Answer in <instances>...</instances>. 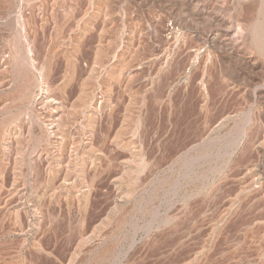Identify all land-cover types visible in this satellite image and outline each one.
<instances>
[{"label":"rangeland","instance_id":"1","mask_svg":"<svg viewBox=\"0 0 264 264\" xmlns=\"http://www.w3.org/2000/svg\"><path fill=\"white\" fill-rule=\"evenodd\" d=\"M187 1L7 0L5 6L0 0V59L31 45L29 31V45L18 34L20 16L28 17L36 31L29 47L34 68L44 66L49 55L51 85L73 87L67 109L84 105V112L76 109L67 122L71 133L58 166L54 140L43 144L38 139L35 119L25 116L29 106L8 95L10 67L3 73L8 80L0 85V133L10 130V138L5 155L0 152V264L11 262L18 248H32L42 234L47 236L46 247L55 244L67 255L77 247L76 231L84 217L88 249L107 242L116 253L138 240L134 257L127 258L130 262H188L197 254V264H264V69H253L255 63L264 66V48L257 52L255 48L257 36L264 33V0ZM94 24L104 27L102 43L110 55L96 66L101 70L92 73L90 50L85 57L88 72L71 75L76 48L95 45L94 31L89 30ZM213 28L220 30L219 38L206 44L204 33ZM166 55L172 57L171 64L159 72ZM118 62L131 77L123 74L107 84L109 65ZM79 75L85 78L83 84ZM105 89L110 90L109 97ZM54 95L59 99L56 91ZM99 102L112 111L104 108L95 127L94 149L87 151L84 128ZM243 129L247 133L241 138ZM40 150L43 155L38 158ZM141 155L148 161L144 173L137 166ZM90 158L98 165V181L92 184L85 212L78 164L85 165L84 178L89 180ZM210 185L213 189L207 192ZM64 187L77 195L69 201L61 198ZM166 216L179 219L163 228L160 222ZM114 252L108 263L115 260Z\"/></svg>","mask_w":264,"mask_h":264},{"label":"bare ground","instance_id":"2","mask_svg":"<svg viewBox=\"0 0 264 264\" xmlns=\"http://www.w3.org/2000/svg\"><path fill=\"white\" fill-rule=\"evenodd\" d=\"M190 1V0H188ZM187 1V3H188ZM228 1V0H227ZM100 2V1H99ZM183 2V1H182ZM195 4L196 1H193ZM199 2V1H197ZM216 2V1H215ZM1 3V2H0ZM6 3L7 0H2V5L5 4L6 6ZM94 3V2H93ZM191 2H189L190 4ZM218 3V1H217ZM99 4V3H98ZM216 4V3H215ZM231 4V3H230ZM96 6V5H95ZM106 6V5H105ZM214 6V4H213ZM1 7V6H0ZM262 7V6H261ZM73 8V7H72ZM208 8V7H207ZM218 8V7H217ZM209 9V8H208ZM220 9V8H219ZM72 10V9H71ZM97 10H100L99 6L96 8L95 11ZM222 10V9H221ZM4 11V10H2ZM65 11V10H64ZM68 11V10H67ZM218 11V10H217ZM66 12V11H65ZM263 12V11H262ZM99 13V12H97ZM223 13V12H222ZM68 14V13H67ZM100 14V13H99ZM94 15V14H93ZM92 15V16H93ZM98 15V14H97ZM209 15V14H208ZM263 15V13H262ZM63 16V15H62ZM68 16V15H67ZM66 16V17H67ZM70 16V15H69ZM95 16V15H94ZM25 17V16H24ZM23 17V15L20 16V22L18 20V26H19V29H20V32L18 33L19 36L21 37L23 43L24 42H27L28 43V33L30 32V34L33 36V39L31 41H29L31 43V45L33 46L32 43H34L35 41V34H36V31H34L35 29L33 28V26L31 25V22H30V19H25ZM264 17V16H263ZM93 18V17H92ZM96 18V17H95ZM250 18V17H249ZM212 19V18H210ZM177 20V19H176ZM181 20V19H179ZM215 20V19H214ZM67 21V20H66ZM174 21V20H173ZM203 21V20H202ZM252 21V20H251ZM94 22V21H93ZM215 22V21H214ZM90 23V21L88 22ZM175 23V22H174ZM178 24L177 22L174 24L176 25ZM86 25V24H85ZM173 25V24H172ZM180 25V24H179ZM65 26V25H64ZM186 26V25H185ZM250 26V25H249ZM225 27V26H224ZM260 27V26H259ZM262 27V25H261ZM175 28V27H174ZM246 28V27H245ZM256 28V27H255ZM88 29V27H84V30ZM140 29V28H139ZM230 29V28H229ZM257 29V28H256ZM263 31H264V25L262 27ZM89 30L94 31V35L96 37L97 40H95L96 42H93L95 43V45L93 44V46L89 47L88 44L87 46L84 45H79V47L81 46V48H76L74 50H76V56L75 59L72 60V64H71V67L72 68V74H74V72H79L80 74H83L84 72L86 73V71L88 72V68L90 67H87V62L85 61V57H87L89 51L91 50V52L93 53V65H95V67L93 65H91L90 67V72H92L93 70H95L97 68L100 69V66L99 64L102 62L104 56H107L109 54L108 50L109 49L108 47H105V45L102 43L104 42L103 40H105V29L103 26L101 27H97V25H93L92 27L89 28ZM184 30V29H183ZM239 30V29H238ZM252 30V29H251ZM29 31V32H28ZM81 31V30H80ZM172 32H170L171 34H175L176 32L173 31V29L171 30ZM198 34V31L197 30H193V33ZM247 31V30H246ZM115 32V31H114ZM113 32V33H114ZM220 32V30L218 28H213L211 30H209L207 33H204V38L203 40H205L206 44H210L212 42L213 44V40L214 42L216 43V39H218L219 37H217V35H219L218 33ZM84 33V32H83ZM83 33L81 32L80 36L78 37L79 41L82 42V36H83ZM86 33V32H85ZM182 33V32H181ZM184 33V32H183ZM194 33V34H195ZM259 33V32H258ZM93 34V32H92ZM190 34V33H189ZM221 34V33H220ZM223 34V33H222ZM30 35V36H31ZM115 35V34H114ZM230 35V34H229ZM257 36V35H256ZM199 37V36H198ZM201 37V36H200ZM225 37V36H224ZM234 37V36H233ZM257 37L258 40L256 43V52H257V48L258 50H263L264 48V33H260V35H258ZM32 38V37H31ZM110 38V37H109ZM184 38V37H183ZM253 38V37H252ZM257 39V38H256ZM255 40V38H254ZM89 41V40H88ZM108 42H111V41H108ZM256 40L253 41V44H255ZM28 43V45L30 44ZM38 43V42H37ZM115 43V42H114ZM211 44V45H212ZM252 44V46H253ZM31 45L29 46H26L24 48H22L21 50H17L16 52L12 53V56H8L7 60L6 58L2 57L0 59V74H3L4 72L6 73L7 69H11V75H12V78H10L12 81L10 82L12 84V87L10 89V91H8V95L13 99V100H16L18 102H20L21 104L20 105H28L29 106V109H28V112L26 113L27 117H30L31 120H33V118L35 119V122L37 123V133H38V139L44 143H46L47 141H49L51 138L54 140V142L51 141V144L52 146L55 145L56 149H57V156L55 157V162L57 163V165L59 166V156L62 155V150L63 148L66 147V140L68 137H70V127L68 128V120L70 121V119H72V117L74 116L75 112H76V109H78L77 111H80L82 112L83 108H84V105L83 104H79L78 107H74L73 104L70 105V107L67 109V106L68 105L67 101H68V96H71L73 94V87L72 86H68V84H64V83H61V84H56V85H51V81L49 80L50 79V75H51V67H50V63H51V60L49 57V55H46V57L44 58V62L46 61V63H44V66L42 67H39V68H34L36 65H35V62H33V57L31 59V53L32 50L31 48H29ZM77 45V44H76ZM91 45V44H90ZM85 46V47H84ZM108 46V45H107ZM110 46V45H109ZM113 46V45H112ZM28 47V48H27ZM208 47V46H207ZM254 47V46H253ZM34 49V47H33ZM248 50V49H247ZM36 51V49H35ZM252 51V50H251ZM75 52V51H74ZM73 52V53H74ZM108 53V54H107ZM107 54V55H106ZM35 55V54H34ZM110 55V54H109ZM108 55V56H109ZM51 56V55H50ZM113 57V56H112ZM35 58V57H34ZM37 58V57H36ZM72 58V57H71ZM89 58V57H88ZM107 58V57H106ZM105 58V59H106ZM152 59V58H151ZM50 60V61H49ZM80 60H83L85 61L83 63V65L81 66L79 63ZM120 61V60H119ZM151 61V60H150ZM171 61H172V57H169L168 55H166L165 57H163L162 59V63L159 67V72H163L169 67V65L171 64ZM260 62V61H258ZM153 63V62H152ZM9 64V66H8ZM119 64V62H118ZM117 63H112L111 65H109V70L111 73V78H109L110 80H108V83L111 81H114V80H117L119 79L123 74L127 75L128 79H130V72L131 71H128L126 70V68L124 67V65L122 66L121 64L118 65ZM125 64V63H124ZM253 64V63H252ZM263 64V63H262ZM258 63V64H253V69L255 71H261L264 69V66ZM100 66V67H96V66ZM105 65V64H103ZM194 65V64H193ZM193 65H190L193 66ZM44 67V68H43ZM94 67V69H93ZM189 67V66H188ZM35 69H40V70H35ZM53 69V68H52ZM101 70V69H100ZM9 71V70H8ZM96 71V70H95ZM157 71V73H158ZM93 73V72H92ZM186 73V72H184ZM7 74V73H6ZM6 74L0 76V85L4 82V80H8V77H6ZM159 74V73H158ZM157 74V75H158ZM9 75V74H8ZM70 75V77L68 78H71L72 76ZM204 75V74H203ZM77 76V75H76ZM80 76V77H79ZM78 77L82 79L81 75H79ZM109 77V75H107ZM85 79V78H84ZM84 79H82L81 83L83 84V81ZM107 79V78H106ZM154 80V79H153ZM53 81V80H52ZM120 81V80H119ZM183 81V80H182ZM70 82V81H69ZM110 82V83H111ZM88 83V82H87ZM106 83V82H105ZM10 84V85H11ZM200 84V83H199ZM74 85V84H73ZM86 85V84H85ZM112 87V86H111ZM205 88V87H204ZM106 90V95L107 97H109L110 95V90L109 89H105ZM205 90V89H204ZM55 91L57 92V95L59 94V99H56L54 93ZM84 91V89H83ZM202 91V90H201ZM1 93V92H0ZM203 93H206V92H203ZM7 94H5L6 96ZM8 95H7V98H8ZM161 95V94H160ZM202 97H204L205 95H201ZM9 97V98H10ZM95 96H93V99L95 100L94 98ZM104 97V96H103ZM106 98V97H105ZM206 99V97H204ZM109 99V98H108ZM207 100V99H206ZM93 101V100H92ZM158 101V100H157ZM161 102V101H159ZM73 103V102H72ZM78 103V102H76ZM205 103V102H203ZM207 104V103H206ZM205 104V105H206ZM78 105V104H77ZM203 105V104H202ZM204 105V106H205ZM95 107V106H94ZM107 107H110L106 104H103V103H100L97 104V106L93 109V116L89 119L87 123V127L84 128L86 129V133H87V136H86V142L84 144V146L88 147L86 150L88 151V149H94V145H93V142H94V136H95V127L96 125L99 124V120L102 116V113L104 112V108H107ZM165 108V107H164ZM110 111H112V107L109 108ZM91 111V110H90ZM258 111V110H257ZM84 112V110H83ZM188 112V111H187ZM20 113H23V111H21ZM202 113V112H201ZM19 115V114H17ZM92 115V114H91ZM111 116V115H110ZM20 117V116H19ZM146 117V115H145ZM149 117V116H148ZM139 118V117H138ZM26 119V118H25ZM163 119V118H162ZM30 120V121H31ZM145 120V119H144ZM250 120V119H249ZM141 121V120H140ZM164 121V120H162ZM6 124V123H5ZM31 124V123H30ZM111 124V123H110ZM138 125V124H137ZM32 126V125H31ZM70 126V125H69ZM144 126V125H143ZM30 127V126H29ZM162 127V126H161ZM2 128V126H1ZM16 128V127H15ZM34 128V127H33ZM137 128V127H136ZM135 128V129H136ZM30 129L29 128V132H30ZM107 129V128H106ZM6 130V129H5ZM36 130V129H35ZM247 129H243L242 130V135H241V138L247 133L246 131ZM12 131V130H11ZM162 131V130H161ZM246 131V132H245ZM10 130L7 132V131H3L0 133V152H6V148H7V144H8V139L10 138ZM137 132V131H136ZM15 133V132H14ZM145 133V132H144ZM164 133V132H163ZM101 135V134H99ZM16 136V135H15ZM85 136V135H84ZM144 136V135H143ZM103 137V136H102ZM85 138V137H83ZM37 139V138H36ZM72 139V138H71ZM157 139V138H156ZM38 140V141H39ZM103 141L104 140V137L102 138ZM102 141V142H103ZM240 142V140H238ZM101 142V141H100ZM155 142V141H154ZM238 142V143H239ZM244 142V141H243ZM246 142V141H245ZM16 143V142H15ZM55 143V144H54ZM104 143V142H103ZM42 144V143H40ZM81 144V143H80ZM77 145V144H76ZM79 145V144H78ZM77 145V146H78ZM102 145V144H101ZM139 145V144H138ZM160 145V144H159ZM163 145V144H162ZM165 145V144H164ZM239 145V144H237ZM47 146V145H46ZM65 146V147H64ZM74 146V145H73ZM167 146V144H166ZM10 147V146H8ZM69 147V146H68ZM121 147V146H119ZM45 148V147H44ZM43 148V150H44ZM53 148V147H52ZM70 148V147H69ZM77 148V147H76ZM151 148V147H150ZM162 148V146H161ZM164 148V146H163ZM127 149V148H126ZM42 150V151H43ZM54 150V149H53ZM52 150V151H53ZM165 150V149H164ZM202 150V149H201ZM34 151V150H33ZM37 151V149H36ZM41 150L39 152H36L37 154V157L38 158H41L43 155V152ZM47 151V150H46ZM51 151V153H52ZM65 151V150H64ZM94 151V150H93ZM8 152H9V149H8ZM32 152V151H31ZM48 152V151H47ZM97 152H100L99 150H97ZM3 153V154H4ZM46 154V153H45ZM44 154V155H45ZM55 154V153H54ZM231 154V153H230ZM5 155V154H4ZM31 155H34V154H31ZM47 155V154H46ZM94 155V154H93ZM98 155V154H97ZM139 155V154H138ZM8 156V155H7ZM35 156V155H34ZM33 156V157H34ZM24 157V156H23ZM161 157V156H160ZM9 158V157H8ZM36 158V157H35ZM61 158V157H60ZM195 158V157H194ZM201 158V157H200ZM230 158V157H229ZM43 159V158H42ZM49 159V158H48ZM93 159V158H92ZM97 159V158H96ZM91 160V158H90ZM4 161V160H3ZM2 161V162H3ZM228 161V160H227ZM79 162V161H78ZM84 162V161H83ZM138 167L140 169L139 172L141 173H144V171L147 169V164L145 160V157L144 156H139L138 158ZM226 162V161H225ZM40 164V163H39ZM67 164V163H66ZM91 164L90 167L88 168V171H92V173L90 175H92L90 177L89 180H87L86 178V175L87 173L85 172L86 168H84L85 165H83V163L81 162V164H78L79 167H78V171H79V174H78V177H80V181H81V188H82V194H79L81 197H83V199L85 200L83 203H84V211L86 212L87 209H88V198H89V192H91L90 190L92 189V187H94L92 184L97 180V175H96V167L98 166L96 161L95 160H91ZM150 164V163H149ZM75 165V164H74ZM65 166V165H64ZM67 166V165H66ZM65 166V167H66ZM76 166V165H75ZM5 167V166H4ZM71 167V166H70ZM37 169V167H35ZM35 168L33 170H35ZM68 168V167H67ZM31 169V168H30ZM70 169V168H69ZM99 169V168H98ZM112 169V168H111ZM149 169V168H148ZM147 169V170H148ZM200 169V168H199ZM213 169V168H212ZM33 170H31L33 172ZM57 170L58 172V169H55ZM75 171V170H74ZM134 171V170H133ZM217 171V169H216ZM31 172V173H32ZM77 172V171H76ZM37 173V172H35ZM86 175H85V174ZM106 173V172H105ZM137 173V171H136ZM211 174V173H210ZM48 175V174H47ZM85 175V176H84ZM31 176V174L29 175ZM52 176V179H55L53 177V175L51 174ZM57 176V175H56ZM119 176V175H118ZM202 176V175H201ZM34 177V175L32 176ZM64 177V176H63ZM131 177V176H130ZM200 178V177H199ZM35 179V178H33ZM37 179V178H36ZM149 179V178H148ZM48 180V179H47ZM62 180V179H61ZM67 180V178H64L62 181L65 182ZM87 180V181H86ZM89 181V182H88ZM98 181V180H97ZM44 182V181H43ZM51 182V181H50ZM61 182V181H60ZM88 182V183H87ZM146 182V181H145ZM149 182V181H148ZM37 183V181H36ZM139 183V182H137ZM31 184V183H30ZM54 185V184H53ZM1 186V184H0ZM6 186V185H5ZM41 186V185H40ZM218 186V185H217ZM44 187V186H43ZM55 187V186H54ZM137 187V186H136ZM143 187V186H142ZM214 187V186H213ZM45 188V187H44ZM212 186L210 185L208 188H207V192H210ZM7 189V188H6ZM9 189V188H8ZM39 189V188H38ZM51 189H52V186H51ZM55 189V188H54ZM58 189V188H57ZM66 189V190H65ZM68 188H65L63 190H61V194H58V196H63V198L67 201L69 199V197L73 196L75 194L76 191H74V193L72 194V192H70L69 190H67ZM213 189V188H212ZM53 190V189H52ZM4 191V190H3ZM60 191V190H59ZM213 191V190H212ZM37 192V191H36ZM51 193V191H48ZM81 192V191H79ZM192 192V191H191ZM15 193V192H14ZM40 193V192H39ZM77 193V192H76ZM194 193V192H193ZM36 194V193H35ZM77 195V194H75ZM94 195V194H93ZM211 195V194H210ZM50 197V195H48ZM8 197V196H7ZM42 197V196H41ZM51 197H55L54 196V193L51 194ZM184 197V196H183ZM45 198V197H44ZM78 198V196H77ZM48 199V198H47ZM54 199V198H53ZM56 199V197H55ZM184 199V198H183ZM43 200V199H42ZM50 200V199H49ZM211 200V199H210ZM51 201V200H50ZM69 201V200H68ZM10 202V201H9ZM38 202V201H37ZM62 202V201H61ZM81 202V201H80ZM141 202V201H140ZM185 202V201H184ZM183 202V204H184ZM49 203V202H48ZM53 203V201H52ZM60 203V202H59ZM69 203V202H68ZM136 203V202H135ZM4 204V203H3ZM140 204V203H139ZM186 204V203H185ZM30 205V204H29ZM42 205V204H41ZM48 205V204H47ZM1 206V205H0ZM6 206V205H5ZM9 207V206H8ZM40 207V205H39ZM39 207L36 205V207H33L35 208V215L38 216L39 212L38 209ZM188 207V205H187ZM209 207V206H208ZM213 207V206H212ZM90 208V207H89ZM137 208V207H136ZM205 208V207H204ZM3 210V209H2ZM27 210V209H26ZM42 210V209H40ZM89 210V209H88ZM92 210V209H91ZM143 210V209H142ZM208 210V209H207ZM14 211V210H13ZM3 212V211H2ZM52 212V211H51ZM89 212V211H88ZM42 213V212H41ZM207 213V212H206ZM180 214V213H178ZM40 215H43V214H40ZM82 215V214H81ZM86 215V214H85ZM84 215V216H85ZM88 216V215H87ZM106 216V215H105ZM123 216V215H122ZM177 216V214H176ZM174 216V217H176ZM1 217V215H0ZM48 217V216H47ZM60 217V216H59ZM90 217V216H89ZM170 218V217H163V221L160 222L162 225L163 228L166 226V225H169L168 227L171 228V223L173 222H176V221H173L174 219L177 220L178 217L176 218ZM186 217V216H185ZM225 217V216H224ZM20 218V217H19ZM39 218V217H37ZM44 218V217H43ZM197 218V217H196ZM42 219V218H41ZM82 219V218H81ZM80 219V227L79 229L76 231V237H78V241H77V247H75L74 249L68 251L67 255L63 254L64 253V250H63V253H61L59 251V246H55L54 244V247L52 248H49L48 245L47 247L43 244L44 240H46L47 236L42 234L40 237H39V241L37 242H34L32 243V248H24V249H19L18 248V251L15 252V256H14V259L13 256H12V260L11 262L7 263V264H141L142 262H140V260H138L139 263H135V260L133 261H128L127 258L131 255L134 257V245L135 243L138 241H135L133 238V241H131L130 245L127 246L126 248H121L119 251H117L116 253L112 250L113 248L108 247L106 246L107 242L105 245H99L96 247H92L94 249H88L86 246H85V243L88 239H86L87 237L84 236V223H85V220H86V217H84L82 220ZM179 219V218H178ZM38 221L40 220L37 219ZM160 220V219H159ZM182 220V219H181ZM51 221V219H50ZM87 221V220H86ZM122 221V220H121ZM124 222V221H123ZM4 223V222H3ZM88 223H89V220H88ZM121 223V222H120ZM159 223V222H157ZM156 223V225H157ZM86 224V223H85ZM176 224V223H175ZM174 224V225H175ZM23 225V224H22ZM35 225V224H34ZM121 225V224H120ZM131 225V224H130ZM155 225V226H156ZM194 225V224H193ZM38 226V225H37ZM86 226V225H85ZM42 227V226H41ZM53 227V226H52ZM117 227V226H116ZM161 227V225H160ZM166 226V228H168ZM96 228V227H95ZM146 228H149V227H146ZM151 228V226H150ZM155 228V227H154ZM117 229V228H116ZM144 229V228H143ZM156 229V228H155ZM119 230V229H118ZM160 230V229H159ZM163 230V229H162ZM169 230V229H168ZM53 231V230H52ZM88 231V230H86ZM97 231V230H96ZM100 231V230H99ZM161 231V230H160ZM165 231V229H164ZM219 231V230H218ZM152 232V231H151ZM157 232V230H156ZM155 232V234H156ZM159 232V231H158ZM8 233V232H7ZM20 233V232H19ZM22 233V232H21ZM73 233V231H72ZM92 233V232H91ZM90 233V234H91ZM93 233L95 234V231H93ZM92 233V234H93ZM118 233V232H117ZM136 233V231H135ZM144 233H147L146 231H144ZM149 233V232H148ZM162 233V232H160ZM159 233V234H160ZM74 234V233H73ZM91 234V235H92ZM100 234V233H99ZM98 234V235H99ZM137 234V233H136ZM3 235V234H2ZM150 235V234H149ZM161 235V234H160ZM171 235V234H170ZM33 236V235H32ZM53 238H56V235L55 234H52L51 235ZM73 236V235H72ZM97 236V234H96ZM101 236V235H100ZM24 237V236H23ZM49 237V236H48ZM74 237V236H73ZM72 237V239H74ZM90 237V236H88ZM141 237V236H140ZM145 237V235H144ZM154 237V236H153ZM32 238V237H31ZM69 238V237H68ZM102 238V237H101ZM156 239V237H154ZM34 239V238H33ZM67 239V238H66ZM91 239V238H90ZM93 239V238H92ZM138 239V238H137ZM144 240V239H143ZM152 240V239H151ZM29 241V240H28ZM67 241L69 242V240L67 239ZM98 241V239H97ZM154 241V239H153ZM48 242V241H47ZM71 242V241H70ZM90 242V241H89ZM87 241V243H89ZM65 243V242H64ZM94 243V241H93ZM96 243V242H95ZM21 244V243H20ZM24 244V243H23ZM47 244V243H46ZM104 244V243H102ZM80 245V247H79ZM89 245V244H87ZM91 245V244H90ZM111 245V244H110ZM156 245V244H155ZM138 246V245H137ZM4 247V246H3ZM51 247V246H50ZM85 247V249H84ZM155 247V246H154ZM157 248V247H156ZM185 248V247H184ZM119 249V248H118ZM189 249V248H188ZM193 249V248H192ZM14 250V249H13ZM17 250V248H16ZM68 250V249H67ZM154 250V249H153ZM173 250V249H172ZM191 250V249H190ZM148 251V250H147ZM174 251V250H173ZM179 251V250H178ZM113 252L115 253V257L114 261L111 262V263H108V260L110 259V255L113 254ZM141 252V251H140ZM149 252V251H148ZM176 251H174L175 253ZM136 253V252H135ZM165 253V252H164ZM167 253V252H166ZM177 253V252H176ZM163 254V253H162ZM170 254V253H169ZM193 254V253H192ZM9 255V254H8ZM114 255V254H113ZM136 255V254H135ZM141 255V254H140ZM149 255V254H148ZM197 255V254H196ZM194 255L191 259H189L188 262L186 261H182V260H171L173 262H171L170 264H197V262L199 261V257ZM199 255V254H198ZM168 256V255H167ZM162 257V255H161ZM169 257V256H168ZM167 257V258H168ZM137 258V257H136ZM141 258V256H140ZM4 259V258H3ZM2 259V261H3ZM142 259V258H141ZM175 259V258H174ZM1 260V259H0ZM112 260V259H111ZM132 260V259H131ZM137 262V261H136ZM144 262V260H143ZM169 262V261H168ZM149 264V263H148ZM165 264V263H164ZM199 264V263H198Z\"/></svg>","mask_w":264,"mask_h":264}]
</instances>
